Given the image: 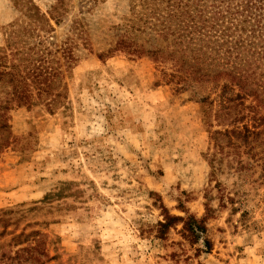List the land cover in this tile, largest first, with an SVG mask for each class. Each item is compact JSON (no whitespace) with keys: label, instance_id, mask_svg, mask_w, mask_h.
Listing matches in <instances>:
<instances>
[{"label":"rangeland","instance_id":"374dc122","mask_svg":"<svg viewBox=\"0 0 264 264\" xmlns=\"http://www.w3.org/2000/svg\"><path fill=\"white\" fill-rule=\"evenodd\" d=\"M64 1L50 31L25 29L33 57L48 53L55 104L9 114L0 244L28 235L20 247L41 242L44 264H264V133L247 145L221 137L217 148L214 132L253 126L216 120L219 87L177 91L163 76L170 63L115 50L128 0ZM31 2L46 16L56 7L0 0V50L26 27ZM160 204L173 216L205 217L211 251L184 240L181 225L156 239Z\"/></svg>","mask_w":264,"mask_h":264},{"label":"trees","instance_id":"16d2710c","mask_svg":"<svg viewBox=\"0 0 264 264\" xmlns=\"http://www.w3.org/2000/svg\"><path fill=\"white\" fill-rule=\"evenodd\" d=\"M128 1L131 19L115 50L147 56L155 63H170L173 70L163 76L177 91L206 84L219 87L222 111L216 112V120L237 123L247 119L253 126L252 130L243 125L238 132H214L212 139L217 148L221 137L246 145L258 139L264 133V114H260L264 111V0ZM28 10L26 27L22 31L11 30L0 50V156L13 142L9 125L12 110L39 104L51 109L55 104L50 90L56 73L45 66L48 53L33 57L24 36L29 34L25 29L50 31L49 22L58 24L67 7L64 0H56V7L47 16L32 2ZM141 36L146 37L142 42ZM160 209L163 219L156 224V239L165 241L170 229L181 225L184 240L191 245L201 241L203 250L211 251L205 217L173 216L162 204ZM6 214L0 213V237L8 228ZM22 236L13 235L8 243L0 244V264H44L41 242L20 247L29 237Z\"/></svg>","mask_w":264,"mask_h":264}]
</instances>
